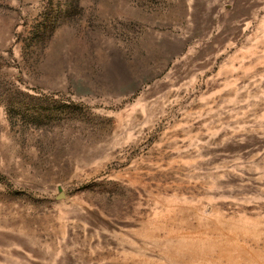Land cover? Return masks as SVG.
<instances>
[{
	"label": "rangeland",
	"instance_id": "obj_1",
	"mask_svg": "<svg viewBox=\"0 0 264 264\" xmlns=\"http://www.w3.org/2000/svg\"><path fill=\"white\" fill-rule=\"evenodd\" d=\"M0 264H264V0H0Z\"/></svg>",
	"mask_w": 264,
	"mask_h": 264
}]
</instances>
